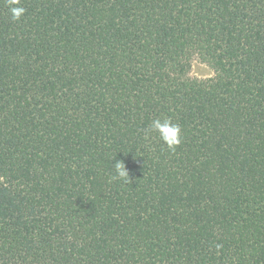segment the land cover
Instances as JSON below:
<instances>
[{
	"label": "trees",
	"instance_id": "1",
	"mask_svg": "<svg viewBox=\"0 0 264 264\" xmlns=\"http://www.w3.org/2000/svg\"><path fill=\"white\" fill-rule=\"evenodd\" d=\"M19 6L0 0V264H264V0Z\"/></svg>",
	"mask_w": 264,
	"mask_h": 264
},
{
	"label": "clouds",
	"instance_id": "2",
	"mask_svg": "<svg viewBox=\"0 0 264 264\" xmlns=\"http://www.w3.org/2000/svg\"><path fill=\"white\" fill-rule=\"evenodd\" d=\"M6 5L9 8L11 19L13 21H18L26 12L24 7L19 6L20 0H6ZM151 132L158 133L160 140L169 151L174 152L182 142L180 125L173 123L170 119H154L145 133L146 139L148 138V134ZM112 167L114 171V175L112 176L113 180L121 179L129 181V172L127 171L123 161L115 160Z\"/></svg>",
	"mask_w": 264,
	"mask_h": 264
},
{
	"label": "rangeland",
	"instance_id": "3",
	"mask_svg": "<svg viewBox=\"0 0 264 264\" xmlns=\"http://www.w3.org/2000/svg\"><path fill=\"white\" fill-rule=\"evenodd\" d=\"M214 74L213 70L199 59L194 58L191 63L190 75L197 78H207Z\"/></svg>",
	"mask_w": 264,
	"mask_h": 264
}]
</instances>
